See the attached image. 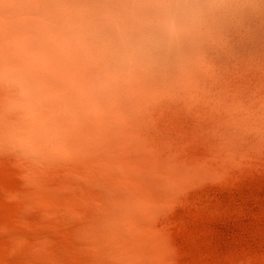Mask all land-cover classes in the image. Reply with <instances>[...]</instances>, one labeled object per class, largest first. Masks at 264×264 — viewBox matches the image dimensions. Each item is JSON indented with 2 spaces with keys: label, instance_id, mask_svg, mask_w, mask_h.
I'll list each match as a JSON object with an SVG mask.
<instances>
[{
  "label": "clouds",
  "instance_id": "clouds-1",
  "mask_svg": "<svg viewBox=\"0 0 264 264\" xmlns=\"http://www.w3.org/2000/svg\"><path fill=\"white\" fill-rule=\"evenodd\" d=\"M25 40L15 65L0 48V85L17 97L14 111L0 109V202H11L20 237L0 264H264V230L256 247L241 226L255 208L264 216V97L225 96L194 143L138 127L105 151L72 131L90 113L51 79L59 37L45 29ZM180 215L183 236L170 227ZM229 222L236 230L220 232Z\"/></svg>",
  "mask_w": 264,
  "mask_h": 264
},
{
  "label": "rangeland",
  "instance_id": "rangeland-1",
  "mask_svg": "<svg viewBox=\"0 0 264 264\" xmlns=\"http://www.w3.org/2000/svg\"><path fill=\"white\" fill-rule=\"evenodd\" d=\"M0 2L12 5L0 8V48L9 60H18L29 34L47 29L59 37L62 50L49 70L51 79L81 99L90 115L105 118L103 127L109 123L108 130L115 128L110 134L116 141L111 137L107 142L106 135L104 146H98L105 151L118 148L126 126L132 131L149 128L154 137L177 144L194 143L225 96L248 103L264 97V0ZM8 90L0 85V101ZM12 209L10 201L0 202V219L8 230ZM253 211L256 217L250 215L241 226L257 233L253 243L259 247L264 216L258 208ZM176 220L186 221L183 215ZM217 227L225 234L236 230L232 222ZM13 231L0 230V252L7 254L10 246L20 244ZM32 235L37 248L47 245L41 230ZM188 251L195 260L196 247Z\"/></svg>",
  "mask_w": 264,
  "mask_h": 264
},
{
  "label": "bare ground",
  "instance_id": "bare-ground-1",
  "mask_svg": "<svg viewBox=\"0 0 264 264\" xmlns=\"http://www.w3.org/2000/svg\"><path fill=\"white\" fill-rule=\"evenodd\" d=\"M193 10L191 9L189 12H192ZM167 51V50H166ZM186 52V51H185ZM188 52H190V51H188ZM187 52V53H188ZM182 55V54H181ZM177 56V55H176ZM179 56V55H178ZM180 58V57H179ZM183 58V57H182ZM192 58V57H191ZM165 59V58H164ZM179 60V59H178ZM182 60V59H181ZM186 60H188V59H186ZM164 61V60H163ZM190 61V60H189ZM18 62V60L17 59H15L14 57H12L11 58V60H9L8 59V63L10 64V65H15L16 63ZM165 62V61H164ZM184 62V61H183ZM182 62V63H183ZM168 64V63H167ZM194 64V63H193ZM171 65V64H170ZM169 65V66H170ZM184 65V64H183ZM185 68V67H184ZM184 68H182V69H184ZM190 70H191V68H190ZM192 72V71H191ZM200 72V71H199ZM187 73H189V76H190V72H189V70H188V72ZM186 74V73H185ZM191 76H193V74H191ZM185 78V77H184ZM187 78V77H186ZM191 79H192V77H190ZM200 78V77H199ZM198 81V80H197ZM166 83V82H165ZM189 84V83H188ZM167 85V84H166ZM172 85V84H171ZM168 86V85H167ZM166 87V86H165ZM175 87V86H174ZM170 88H172V86L170 87ZM167 90V89H166ZM171 90V89H170ZM168 91V90H167ZM2 95H4L3 97H4V101L3 100H1V101H3V103L0 101V104H1V107H0V109H2V107H4V108H6V107H8V108H10V109H12V110H14L15 109V104H16V100H17V97L16 96H14L13 95V93H12V90L9 88V90L8 91H5L4 92V94L2 93ZM80 101H81V103H83L82 102V100L80 99ZM2 104H3V106H2ZM84 104V103H83ZM99 115H101V114H99ZM101 116H103V115H101ZM105 119V118H100L98 115H89L88 116V118L86 119V120H83V121H78V122H75L72 126H71V128H72V131L73 132H75L77 135H78V137H79V139H80V141H81V143H83V144H87V143H92V145L94 146L95 144V147H98L99 145H101V146H104V144H105V141L107 140L106 138H109L110 140H111V137L113 138V136H114V134H113V136H112V134H110L111 133V131H115V128L114 129H110V130H108V125H109V123L107 124V125H105L104 127H106V129L105 130H108V131H106L105 132V130H104V127H103V124H101V122L103 121V120ZM102 123H104V122H102ZM111 123V122H110ZM135 122H133V124H134ZM105 124H106V122H105ZM112 125V124H111ZM135 124L133 125V127L135 128ZM113 127V126H112ZM115 127V126H114ZM127 127V129H128V126H126ZM130 127H131V125H130ZM129 127V128H130ZM111 128V127H110ZM119 128H117V130H118ZM126 129V128H125ZM126 129V131H128V132H130V131H132L131 129H128L127 130ZM130 130V131H129ZM120 132V131H119ZM108 136V135H110V137L108 136V137H105V139H104V136ZM103 139V140H102ZM108 139V140H109ZM108 140H107V142H108ZM112 140H115L116 141V139L115 138H113ZM102 143H104V144H102ZM111 143L112 142H110L109 144H110V146H112L111 145ZM119 143V142H118ZM98 144V145H97ZM115 144V143H114ZM116 144H117V142H116ZM91 145V146H92ZM114 146V145H113ZM107 151H109V149H107ZM13 210V209H12ZM10 212V211H9ZM8 213V212H7ZM9 214V213H8ZM12 217V216H11ZM11 222V221H10ZM0 228L2 229V231H5V233H7V232H9L10 233V230H12V229H9L8 230V226H7V224L5 223V222H3L1 219H0ZM10 228H11V226H10ZM0 229V230H1ZM16 232V231H15ZM4 233V234H5ZM11 233H12V231H11ZM17 233V232H16ZM16 233H14V231H13V236L14 235H16ZM33 236V235H32ZM40 236H41V234H40ZM43 236V235H42ZM17 237H18V235H17ZM37 237V236H36ZM35 237V238H36ZM41 239H43V240H41ZM32 240H34L33 238H32ZM36 241H35V243L36 242H38L37 241V239H35ZM40 240H41V244H42V241H44L45 239L44 238H40ZM44 242H47V240L46 241H44ZM36 245V244H35ZM37 246V245H36ZM12 247H14V246H10V248L12 249ZM11 249H10V251H11Z\"/></svg>",
  "mask_w": 264,
  "mask_h": 264
},
{
  "label": "snow or ice",
  "instance_id": "snow-or-ice-1",
  "mask_svg": "<svg viewBox=\"0 0 264 264\" xmlns=\"http://www.w3.org/2000/svg\"><path fill=\"white\" fill-rule=\"evenodd\" d=\"M171 230L176 233V232H184L187 229V222L186 221H181V220H176L171 224Z\"/></svg>",
  "mask_w": 264,
  "mask_h": 264
}]
</instances>
